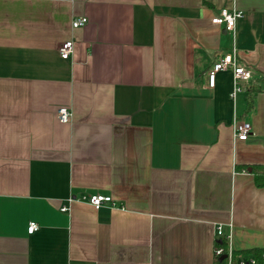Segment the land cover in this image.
I'll return each mask as SVG.
<instances>
[{
	"label": "crops",
	"instance_id": "0c3cea01",
	"mask_svg": "<svg viewBox=\"0 0 264 264\" xmlns=\"http://www.w3.org/2000/svg\"><path fill=\"white\" fill-rule=\"evenodd\" d=\"M234 48L253 73L235 100L231 71L207 80ZM259 171L264 0H0V264H218L219 225L238 261L264 248Z\"/></svg>",
	"mask_w": 264,
	"mask_h": 264
},
{
	"label": "built area",
	"instance_id": "2783aa9c",
	"mask_svg": "<svg viewBox=\"0 0 264 264\" xmlns=\"http://www.w3.org/2000/svg\"><path fill=\"white\" fill-rule=\"evenodd\" d=\"M244 16V13L236 8L222 9L219 14L211 19L212 24L223 26L229 32H235L237 21ZM88 24L87 17H76L71 21L73 30L85 27ZM75 52V40L68 39L60 44L58 53L64 60H70ZM231 71L233 75V89L230 97L235 100L237 96L246 91V84L251 79L253 73L251 70L240 66L238 61L237 49H233L231 53L223 55L222 58L215 62L208 72V86L213 88L215 86L216 77L221 72ZM58 120L63 124H68L72 121L73 113L68 107H60L57 112ZM233 131L235 140L246 141L252 132V125L247 120L235 119L233 122ZM72 200V198L70 199ZM82 201L99 209L103 206L118 207L111 196L104 194H91L84 196ZM61 211L67 212L69 208L63 206ZM38 229L36 222H30L28 232L33 233ZM218 240L214 251L215 258H224V264H256L253 258H240L235 261V254L232 248V235H225L222 225L217 227ZM225 244V246H224Z\"/></svg>",
	"mask_w": 264,
	"mask_h": 264
},
{
	"label": "trees",
	"instance_id": "16d2710c",
	"mask_svg": "<svg viewBox=\"0 0 264 264\" xmlns=\"http://www.w3.org/2000/svg\"><path fill=\"white\" fill-rule=\"evenodd\" d=\"M249 92L252 93L250 89H249ZM255 175H256V178H255L256 185L258 187H264V171L256 172ZM236 254H242L246 259L253 258L256 261V264H264V248H259V247L251 248V249H247V250L241 251ZM216 262L218 264H224V259L222 260L218 258Z\"/></svg>",
	"mask_w": 264,
	"mask_h": 264
},
{
	"label": "water",
	"instance_id": "95a60500",
	"mask_svg": "<svg viewBox=\"0 0 264 264\" xmlns=\"http://www.w3.org/2000/svg\"><path fill=\"white\" fill-rule=\"evenodd\" d=\"M222 260L224 259V258H221Z\"/></svg>",
	"mask_w": 264,
	"mask_h": 264
}]
</instances>
